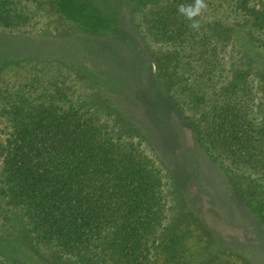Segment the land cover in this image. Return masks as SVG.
<instances>
[{
  "label": "rangeland",
  "instance_id": "obj_1",
  "mask_svg": "<svg viewBox=\"0 0 264 264\" xmlns=\"http://www.w3.org/2000/svg\"><path fill=\"white\" fill-rule=\"evenodd\" d=\"M82 1L101 11V27L60 11L56 0H0V81L22 84L36 76L34 96L44 91L42 81H64L79 107L96 111L118 138L147 152L166 197L153 264L171 263V256L175 264H264V180L220 165L202 144L206 113L185 97L190 80L178 67L177 46L153 40L141 17L161 0H74ZM208 1L203 15L223 13ZM229 23L219 73L247 71L256 80L264 123V39L245 18ZM9 222L0 235H9L11 251L0 250L1 259L74 264L36 244L22 212L12 211Z\"/></svg>",
  "mask_w": 264,
  "mask_h": 264
},
{
  "label": "trees",
  "instance_id": "obj_2",
  "mask_svg": "<svg viewBox=\"0 0 264 264\" xmlns=\"http://www.w3.org/2000/svg\"><path fill=\"white\" fill-rule=\"evenodd\" d=\"M56 1L67 15L92 25L95 19L97 28L106 21L85 1ZM210 1L223 13L197 17L198 32L177 13V5L194 0H161L141 17L153 40L177 46L178 67L190 80L185 97L206 113L202 144L220 165L264 180L258 84L247 71L219 73L232 35L229 19L245 18L264 39V0ZM34 78L0 81V232L11 212L20 211L36 244L74 264H153L166 197L151 157L118 138L96 111L79 107L64 81H42L44 91L34 96ZM7 242L9 235H0V250L11 251ZM172 257L165 264H175ZM0 264L11 263L0 258Z\"/></svg>",
  "mask_w": 264,
  "mask_h": 264
},
{
  "label": "clouds",
  "instance_id": "obj_3",
  "mask_svg": "<svg viewBox=\"0 0 264 264\" xmlns=\"http://www.w3.org/2000/svg\"><path fill=\"white\" fill-rule=\"evenodd\" d=\"M208 9V4L205 0H194L191 4H179L177 5L178 15L184 17L185 20L190 21L189 27L195 31H199L202 27L201 20L197 17H201L204 12ZM152 71L155 74L158 71V68L155 64L152 65Z\"/></svg>",
  "mask_w": 264,
  "mask_h": 264
}]
</instances>
